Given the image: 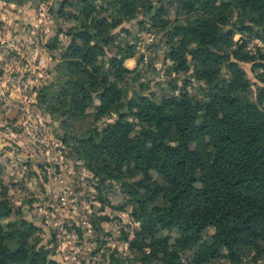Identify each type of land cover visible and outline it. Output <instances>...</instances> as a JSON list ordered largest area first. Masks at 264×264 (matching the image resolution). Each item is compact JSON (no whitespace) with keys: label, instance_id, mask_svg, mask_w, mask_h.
<instances>
[{"label":"trees","instance_id":"trees-1","mask_svg":"<svg viewBox=\"0 0 264 264\" xmlns=\"http://www.w3.org/2000/svg\"><path fill=\"white\" fill-rule=\"evenodd\" d=\"M1 1L38 8L48 0ZM46 8L54 31L38 46L54 64L30 89L52 128L49 148L91 175L101 208L129 218L93 215L87 256L264 264V53L248 48L253 36L264 39V0H52ZM144 30L158 34L153 55L129 68L130 40ZM7 51L0 46V62ZM4 168L0 160V264H63L49 247L85 225L63 221L42 243V227L24 211L38 198L28 192L16 203ZM112 189L119 203L101 194ZM106 220L119 226L112 246Z\"/></svg>","mask_w":264,"mask_h":264},{"label":"rangeland","instance_id":"rangeland-1","mask_svg":"<svg viewBox=\"0 0 264 264\" xmlns=\"http://www.w3.org/2000/svg\"><path fill=\"white\" fill-rule=\"evenodd\" d=\"M51 1L40 4L38 8L27 6L25 16L28 19L22 22L17 19L13 21V25L21 30V36L15 46H7L6 59L0 62L3 69V74L0 75V160L5 166L3 180L6 184L16 182V185H11L10 188L16 203H19L21 195L28 192L38 198L39 201L31 209L24 206V211L28 219L42 227V243L52 239L51 229L60 226L63 221L85 225L86 229L81 237L74 233L75 228H72L73 231L68 236L60 233L56 242L49 247L54 258L63 264H103L97 261L99 254L87 256L96 246L95 242L90 241L94 234L90 218L92 219L93 215H105L113 220V217L118 215L122 222H127V213L115 212L107 204L101 208L102 203L97 199V190L92 184L91 175L81 168L76 169L72 163L55 160L49 148V139L54 136L52 128L45 122L48 118H44L37 108L34 102L35 94L30 89L32 85H38L42 80L48 79L46 71L54 64L43 47L38 46L40 41L43 43L46 34H52L54 31L53 23L46 14V5ZM173 12L175 13L174 9H171L172 15ZM125 25L128 26L129 23ZM148 32L154 34L153 42L146 47L142 45L141 50L134 47L135 57L127 62L128 66L131 65L129 67L135 66L139 56L146 65L149 57L153 55L152 44L158 39V34L144 30L141 34L144 40L147 39ZM138 33L141 32L135 33L130 40L132 45ZM238 37L239 35H235L234 38ZM6 41L2 44L0 40V46L6 47ZM256 46L264 53V39L253 36L249 40L248 48L253 50ZM146 49L150 50L149 54ZM0 59L3 60L2 57ZM153 63L155 71L160 70L162 73L164 59L161 51H158ZM244 67L249 70L248 64ZM141 71L144 78L152 72L150 69L147 73L144 68ZM249 76L252 74L249 73ZM14 117L16 121H12ZM101 194H106L107 200L112 203H119L122 199L117 189H112L108 194L103 190ZM100 226L103 230L111 232V235H104L109 244L112 246L117 243L114 239L120 235L119 226L109 220L102 221ZM81 256L84 257L83 263L79 260ZM242 264L262 263L245 259Z\"/></svg>","mask_w":264,"mask_h":264},{"label":"crops","instance_id":"crops-1","mask_svg":"<svg viewBox=\"0 0 264 264\" xmlns=\"http://www.w3.org/2000/svg\"><path fill=\"white\" fill-rule=\"evenodd\" d=\"M25 9H27V6L20 7L0 0V29H2L0 30V40L2 41V44L6 40L7 46H15L16 42H19L18 38L21 36V30L19 31V28H17L16 25H13V21L17 19L19 22H22L23 20L28 19V17L25 16V13H27ZM1 57L2 54H0V58ZM131 60H134V58L125 61L127 67H129L127 62Z\"/></svg>","mask_w":264,"mask_h":264},{"label":"built area","instance_id":"built-area-1","mask_svg":"<svg viewBox=\"0 0 264 264\" xmlns=\"http://www.w3.org/2000/svg\"><path fill=\"white\" fill-rule=\"evenodd\" d=\"M143 34V32L141 33H138L137 34V37H135V41H134V47L137 49V50H141V46L144 45L145 47L148 45V44H151L154 40V34L152 32H148L147 33V39L144 40V37L141 35ZM264 49V46L262 47ZM147 53L149 54L150 53V50L149 49H146ZM145 58L147 59V56H145Z\"/></svg>","mask_w":264,"mask_h":264},{"label":"clouds","instance_id":"clouds-1","mask_svg":"<svg viewBox=\"0 0 264 264\" xmlns=\"http://www.w3.org/2000/svg\"><path fill=\"white\" fill-rule=\"evenodd\" d=\"M129 66H131V65H129Z\"/></svg>","mask_w":264,"mask_h":264}]
</instances>
